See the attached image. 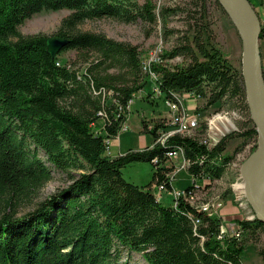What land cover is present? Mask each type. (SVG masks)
<instances>
[{"label": "trees", "instance_id": "1", "mask_svg": "<svg viewBox=\"0 0 264 264\" xmlns=\"http://www.w3.org/2000/svg\"><path fill=\"white\" fill-rule=\"evenodd\" d=\"M207 2L224 10L218 0H190L185 33L163 57L185 61L147 65L139 45L79 25L103 17L153 24L174 9L157 13L153 0H0V264H130L122 259L125 250L141 253L148 264H243L245 241L218 236L221 217L190 202L194 186L182 189L187 194L177 204L162 203L150 188L153 182L172 184V167L165 163L169 151L178 149L190 161L189 172L211 185L224 176L231 158L217 159L227 139L212 148L197 134L162 139L173 125L159 117L150 125L142 119L152 145L116 156L106 152L150 71L166 101L189 93L203 100L200 111L235 100L245 118L242 135L258 139L242 71L205 39L209 26L201 10ZM61 8L71 11L57 31L68 43L52 56L45 35L22 34L18 27L33 13ZM67 49L83 55V70L63 61L60 54ZM101 117L103 133L94 129ZM134 161L154 164L151 182L139 185L123 176L122 168ZM54 169L66 174V187L17 216L20 203L35 198ZM240 224L260 241L263 221ZM259 253L264 260V245Z\"/></svg>", "mask_w": 264, "mask_h": 264}, {"label": "rangeland", "instance_id": "2", "mask_svg": "<svg viewBox=\"0 0 264 264\" xmlns=\"http://www.w3.org/2000/svg\"><path fill=\"white\" fill-rule=\"evenodd\" d=\"M138 1L140 3L145 2V0ZM153 1L156 5L157 13L161 11L162 7H168L174 9V11L171 10V12L165 14V16L159 14L156 22L153 24H149L142 20L124 23L113 17H103L99 19H87L79 25V28L81 30L104 32L117 40L130 41L133 44L139 45L142 61L147 65L152 61H163L169 65H175L181 63V61L184 62L185 60L181 58V56L170 59L167 58V60L163 57H165V53L174 48L178 42V37L185 33L186 26L184 17L186 15V9L190 6V0ZM250 2L253 5L261 27L264 26V0H250ZM203 4L204 3H202V5ZM70 12L71 11L67 8L57 10L43 9L24 19L18 27L19 31L22 34H42L45 35L46 38L59 37L60 35L57 31L62 20ZM201 12L204 15L205 25L208 24L209 26V30L206 31L204 35L205 39L211 45L213 44L220 54L226 57L235 68L242 71L243 44L238 29L231 17L225 10L216 8L212 3L208 2L202 6ZM261 51L264 68V36L261 37ZM82 56L83 55L76 49H67L60 54V57L63 61L68 62V65L72 64L74 65L73 67H78L81 70H83L86 65ZM156 56L157 58H155ZM154 73L155 72L150 73L151 77L147 81L144 89L138 91L133 100L130 101L131 105L129 104L130 106L127 108L129 118L127 116L128 120L126 118L124 121L118 136L112 138L111 143L107 144L106 152L116 156L118 154H124L129 148L144 149L145 147H143V145L145 142L146 144L152 142V135L141 131V119H144L150 125L151 122L159 117H166L168 123L173 125V128L168 130L169 132L164 131L167 132L166 134L168 135L176 132V130L181 133H187L188 135L197 134L203 139H208L211 148L222 139H227L225 151L217 157L218 160L225 156L231 157L222 178L213 180L210 185L209 182H205L206 180L199 179L198 175L191 174L188 170L190 161L185 157L183 149V154L181 153L178 155L180 160L174 168L175 172L171 173V175L173 174L174 184H169L168 187L164 185L167 183L153 182L150 188L158 200L161 201L162 199V203L171 204L175 202L177 204L179 198L174 197L173 199V196L167 189L171 188L173 191H178L181 190L185 184L189 185L191 183L190 186L196 188V200L190 202L197 205L199 209L207 212L209 215L221 217L219 237H223L224 235L227 237H237L236 234L239 233L237 230L240 229V235L237 238L245 241V249L242 256L243 264H264L263 257L259 253L260 247L264 245V230L261 231L260 241L254 242L249 236V233L247 231L245 232L240 224L241 220L252 221L255 216V211L246 196L241 166L258 147L259 137L256 140L255 137L242 135L241 132L244 131V128L242 129V121H244L245 118L241 114V111H238L239 109L236 108L235 100L220 102L209 107L206 106L204 109L198 111V105L201 106L202 103H204L203 100L201 101L195 98L194 95L188 98L176 95V100H173V102L179 104L176 115L179 116L178 118L180 120L177 121V124L170 123V115L172 116V112H170L164 96L159 94L161 93L160 88L155 83L157 74ZM112 94V91H108L107 93V95L110 96H112ZM147 97H149L150 100H148ZM152 98H155V100L153 101ZM192 98L197 99L198 103L196 106H191L193 107L191 110L190 107L187 106L186 100ZM186 109H188L189 115L195 116L196 114L195 118L197 120V125L194 126V128L188 127L183 130L178 127V129H180L178 130L176 126L182 125V120H185L183 117H185ZM103 120L104 119L101 117L96 121L94 125L96 131L104 132ZM252 123H254V121ZM198 126L199 130L202 128L205 129V127L206 130L201 133L194 130ZM165 137L166 135L163 134L162 138ZM41 157L45 159L42 152ZM47 164L50 165L48 162ZM154 171L155 166L151 161H134L122 168L123 176L127 180L139 185H145L151 182ZM67 182L66 174L54 169L53 178L46 181L43 186H41L38 191L39 194L32 200L28 199L30 202L26 199L20 203L17 216H23V214L31 210L38 201L41 202L56 193L59 189L66 187ZM205 183H207V186L209 184V186L207 187ZM165 193L170 194L165 196ZM165 197H168V199H165ZM206 206H208V208H206ZM232 206L240 213L237 223L229 222V219H224V214L221 213L224 207L228 209V207ZM122 259L123 261L129 260L130 264H148L143 255L137 252L128 253V251L125 250Z\"/></svg>", "mask_w": 264, "mask_h": 264}, {"label": "water", "instance_id": "3", "mask_svg": "<svg viewBox=\"0 0 264 264\" xmlns=\"http://www.w3.org/2000/svg\"><path fill=\"white\" fill-rule=\"evenodd\" d=\"M231 17L243 44L242 75L251 117L256 125L259 144L241 166L248 201L254 218L264 222V197L258 182L264 173V68L261 51V25L250 0H218ZM68 43L64 37L46 38L47 51L55 56Z\"/></svg>", "mask_w": 264, "mask_h": 264}, {"label": "crops", "instance_id": "4", "mask_svg": "<svg viewBox=\"0 0 264 264\" xmlns=\"http://www.w3.org/2000/svg\"><path fill=\"white\" fill-rule=\"evenodd\" d=\"M153 99V98H152ZM186 103H187V105L190 107V109L192 110L193 109V107H191V106H196V104L198 103V100L197 99H188V100H186ZM194 104V105H193ZM128 118H129V116H128ZM128 118H127V120H128ZM152 119V118H151ZM142 120V119H141ZM142 126V125H141ZM141 131H142V127H141ZM143 132V131H142ZM152 143L153 142H151L150 144H146V142H145V144L143 145V147H147V146H150V145H152ZM142 148V147H141ZM132 149H134V150H140L139 148H132ZM112 156H114V155H112ZM180 157L179 156H176V157H169V159H168V161L165 163V165L166 166H169V167H172V171L170 172V179L171 178H173V174L171 175V173H173V172H175L174 170V168L176 167V164H177V162H179V159ZM189 174V173H188ZM190 175V174H189ZM190 178L192 179V177L190 176ZM172 184H174V181H172ZM191 184V183H190ZM189 184V185H190ZM155 186V185H154ZM188 185L187 184H185L184 186H183V188H181V189H186V187H187ZM167 189V188H166ZM170 193H171V195L173 196V199H174V191H173V189H171V188H168L167 189ZM170 193H165V196H167V194L169 195ZM161 199V198H160ZM165 199H168V197H165ZM161 202H162V199H161ZM174 202H172L171 204H173ZM221 213L222 214H224V219H229V222H235V223H237V221H239V211L235 208V207H228V209L226 208V207H224L223 208V211H221ZM238 218V219H237Z\"/></svg>", "mask_w": 264, "mask_h": 264}, {"label": "built area", "instance_id": "5", "mask_svg": "<svg viewBox=\"0 0 264 264\" xmlns=\"http://www.w3.org/2000/svg\"><path fill=\"white\" fill-rule=\"evenodd\" d=\"M155 58H157V56ZM177 95H181L183 98H188L189 97V93H182V94L177 93ZM167 104L169 106L170 112H172L171 113L172 116L170 115V123L177 124V122H176V107H175V105H173L171 99L167 100ZM188 113H189L188 112V109H186V122H185V126H187V125H196L197 124V120L195 118L196 114H195V116H191ZM180 129L183 130V129H185V127H180ZM174 133H176V132H173L172 134H174ZM175 157H176V155H175ZM173 180L174 179L171 178V183H172ZM174 194H175L174 196L176 198H179L180 195H184L185 196L187 193H186V191H184V190L181 189V190L175 191ZM196 221L199 222L198 220H196ZM237 231L239 232V233L236 234L237 237H238L240 235V229L237 230Z\"/></svg>", "mask_w": 264, "mask_h": 264}, {"label": "bare ground", "instance_id": "6", "mask_svg": "<svg viewBox=\"0 0 264 264\" xmlns=\"http://www.w3.org/2000/svg\"><path fill=\"white\" fill-rule=\"evenodd\" d=\"M59 37H62V36H59ZM64 38H66V37H64ZM147 71V70H146ZM150 73H152V72H150ZM155 74V73H154ZM153 75V74H152ZM155 83H157V82H155ZM158 85V84H157ZM144 88V87H143ZM113 96V95H112ZM156 98V97H155ZM185 102V101H184ZM172 103H173V105H175V107H176V111H177V107H178V103L177 102H173L172 101ZM188 106V105H187ZM200 109V108H199ZM185 110V109H184ZM220 111V110H219ZM239 111V110H238ZM182 113V112H181ZM194 113V112H193ZM196 113H197V111H196ZM179 116H177L176 115V122L177 121H179L180 119L178 118ZM185 120L183 121L182 120V125H180V126H176L177 127V129H178V127H185V128H188V127H192V128H194V126H196V125H187V126H185V122H186V114H185V117H183ZM169 120V119H168ZM223 121V120H222ZM175 126V125H174ZM173 127V126H172ZM214 127V126H213ZM171 128V127H170ZM148 129V128H147ZM224 129V128H223ZM176 130V129H175ZM178 130H180V129H178ZM150 132V131H149ZM169 132V131H168ZM176 132H178L177 130H176ZM167 133V132H166ZM166 133H164V135H166V137L167 136H170V135H168V134H166ZM165 137V138H166ZM162 139H164V138H162ZM207 142V141H206ZM183 154V150L182 149H178V150H174V152H170L169 151V153H168V155H169V157H175V155L176 156H178L179 154ZM185 159V158H184ZM164 187V186H163ZM258 188L260 189V193H261V195L264 197V173L261 175V177H260V179H259V182H258ZM175 190V189H174ZM175 192V191H174ZM158 194V193H157ZM195 197H196V195L195 196H192V198H191V201H194L195 200ZM206 204H207V202H206ZM204 206V205H203ZM206 208H208V206H206Z\"/></svg>", "mask_w": 264, "mask_h": 264}]
</instances>
